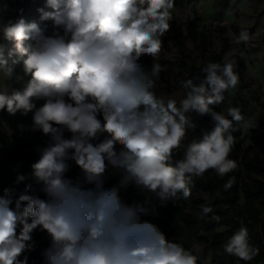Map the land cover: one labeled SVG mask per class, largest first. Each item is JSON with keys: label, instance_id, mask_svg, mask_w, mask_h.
<instances>
[{"label": "clouds", "instance_id": "1", "mask_svg": "<svg viewBox=\"0 0 264 264\" xmlns=\"http://www.w3.org/2000/svg\"><path fill=\"white\" fill-rule=\"evenodd\" d=\"M175 8L176 0H45L37 11L41 21L52 22L51 34L22 15L0 18V38L13 45L8 57L21 58L28 77L22 87L0 92V112L31 114L29 125H18L20 133L48 137L30 165L34 183L0 194V264H29L37 231L49 240L41 264H198L203 245L186 249L143 217L188 199L207 171L224 177L236 170L229 158L234 123L244 117L231 101L224 111L212 107L240 82L235 58L223 66L209 62L181 80L180 90L157 95L166 70L159 63L162 38ZM249 40L244 29L235 42ZM144 56L152 58L150 68L141 63ZM0 74H16L3 45ZM194 114L209 116L212 128L185 143L197 128ZM73 166L75 180L67 176ZM18 168L17 186L29 179ZM235 182L232 176L225 190ZM129 187L151 198L130 203L122 195ZM212 213L202 205L198 218L219 223ZM222 247L245 262L259 254L244 226Z\"/></svg>", "mask_w": 264, "mask_h": 264}, {"label": "rangeland", "instance_id": "2", "mask_svg": "<svg viewBox=\"0 0 264 264\" xmlns=\"http://www.w3.org/2000/svg\"><path fill=\"white\" fill-rule=\"evenodd\" d=\"M44 6L45 0H0V18L5 21L9 19L15 21L22 15L27 22L35 21L41 27L47 25L48 33L51 34L53 30L52 22L41 21L37 11V9ZM20 9H23L22 14L19 11ZM170 24L172 27L174 24L180 27V36L179 39L172 38L169 31L162 38L163 48L159 63L166 69L162 73L170 81V91L166 94L172 95L180 90L179 82L181 80L196 75L210 52H219L224 62L226 59L234 57H241L245 62L246 70L242 73V80L235 89H230L228 101L236 103L237 107L241 108L244 117L241 121V137L244 150L241 167L242 180L251 185L264 180L248 170L244 163H249L256 158L255 151L250 148L249 135L258 118L264 116V0H176V8ZM244 29L249 32L250 40L246 43L240 42L237 44L235 40ZM0 45H3L4 56L8 59V63L12 64L15 61L16 66L15 77L8 79L0 74V92L9 91L10 87L20 88L28 79L22 71V59L15 56L8 57V52L13 47L12 43L0 38ZM141 63L146 68H150L152 58L144 56L141 58ZM30 123L31 114L23 117L19 113L11 116L6 111L0 112V136H16L34 145L35 148L38 145L44 146L48 137L43 136L41 133H20L18 125H29ZM192 138L190 130L189 138L185 143L190 142ZM182 154L183 149L175 158H182ZM0 168L11 170L1 155ZM117 179L118 177L111 178L108 181L109 186L116 183ZM202 180L203 178L195 180L191 197L201 201L202 204H207L209 193L202 183L200 184ZM137 191L139 190L129 187L127 191H122V195L130 203L143 201L145 197L151 198L150 194L138 193ZM242 203L243 201H240L236 209L231 210L230 213L234 214L236 211H240ZM168 204L166 207H158L159 215L165 213ZM185 212H188V209ZM159 215L151 216L148 219L143 217V219L149 220L158 226L156 218ZM220 230L225 232L224 228ZM163 232L166 235V231ZM168 238L177 243L188 240L192 245L194 243L201 244L197 240V234L191 233L187 227H182L178 230V233H174ZM34 239L37 241V249L40 252L49 244L45 233L35 232ZM217 260L216 253L207 252L203 245V251L198 262L215 264ZM29 264H41V262L34 261L29 255ZM234 264L243 263L236 261Z\"/></svg>", "mask_w": 264, "mask_h": 264}, {"label": "trees", "instance_id": "3", "mask_svg": "<svg viewBox=\"0 0 264 264\" xmlns=\"http://www.w3.org/2000/svg\"><path fill=\"white\" fill-rule=\"evenodd\" d=\"M170 33L172 38L179 39L180 27L174 24L173 27L171 26ZM234 58L237 62L235 71L239 73L241 81L242 73L246 70L245 62L241 57ZM209 62L219 63L221 66L225 63L219 52H210L201 67ZM201 75L205 74L201 73ZM157 85V95L169 93L170 81L162 72ZM229 92L230 89L224 93L225 101L223 104L212 106L215 107V110L222 111L228 107ZM231 105L237 106L236 103H231ZM194 121L197 124V128L195 132L191 131L193 138L199 139L203 130L210 131L212 128L210 117L207 115L199 116L194 114ZM234 127L238 130L233 133L235 145L229 158L237 161V169L229 172L224 177L218 176L214 170L207 171L202 177L203 180L200 184L202 183L205 190L209 193V202L202 204L201 201L195 200L191 196L188 199L181 197L175 204L169 202L165 213L160 214L156 218V223L162 231H166L167 238L174 233H178V230L182 227H187L191 233L197 234V240L204 245L207 252L216 253L218 260L215 264H234L236 261L243 264H264V180L254 185L243 182L241 167L244 150L241 137V122L238 124L234 123ZM249 139L251 142L250 148L255 151L256 158L249 163L244 162L245 166L252 173L264 179V116H260L254 128L250 130ZM0 155L4 157L8 168L11 169L0 168V194H2L4 187H16L19 193L23 191L25 184L34 183L30 175V165L38 159V153L34 145L16 136H0ZM18 165V172L29 176V179L17 186L14 183L17 172L13 171V169L17 168ZM78 175L79 169L75 166L67 173V176L73 180ZM232 176H235L236 182L231 189L225 190L224 185ZM40 195L43 196L42 193ZM240 201H243L240 211L231 214L230 211L235 210ZM202 205L211 206L213 208L212 214L221 217L220 222L217 223L210 219L200 220L198 213H200ZM186 209H188V212H185ZM212 214L209 215L211 216ZM150 217L147 216L146 218ZM241 226L248 229L250 242L259 248V254L249 262L224 253L222 247L228 238L239 230ZM222 228L225 229V232L220 230ZM168 239L170 240V238ZM179 243L183 244L186 249H191L192 247L188 240ZM29 255L36 262L42 261L40 250L37 248L36 251ZM198 264H203V261H199Z\"/></svg>", "mask_w": 264, "mask_h": 264}]
</instances>
